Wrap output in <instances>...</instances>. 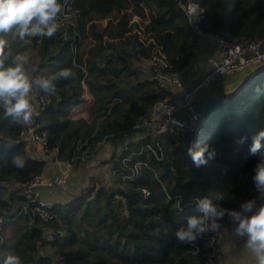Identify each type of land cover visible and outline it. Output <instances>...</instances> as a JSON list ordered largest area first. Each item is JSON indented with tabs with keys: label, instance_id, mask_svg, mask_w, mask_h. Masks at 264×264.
<instances>
[{
	"label": "trees",
	"instance_id": "obj_1",
	"mask_svg": "<svg viewBox=\"0 0 264 264\" xmlns=\"http://www.w3.org/2000/svg\"><path fill=\"white\" fill-rule=\"evenodd\" d=\"M193 1L205 10L203 32H230L243 41L264 37V0ZM60 3L55 36L17 39L9 55L35 53L29 77L66 67L73 71L71 79L56 82L55 95L47 94L49 101L39 110L35 125L47 137L45 153H55L59 161L78 168L104 141L134 135L143 116L159 102L175 98L171 88L157 84L151 56L164 52L172 73H180L191 64L202 36L188 15L189 0ZM96 15L108 20L98 22ZM135 57L148 61L149 71L132 66L130 59ZM250 70L242 71V83ZM256 70L246 87L233 93L237 85L226 89L227 100L215 97L200 104L203 117L194 131L135 133L141 138L130 141L119 158H111L114 186L92 178L79 197L53 204L54 216L48 221L32 213V203L20 187L42 175L47 160L31 154L23 126L0 120V262L13 253L23 264H207L221 246L219 231L191 243L179 242L174 233L194 214L197 197L239 210L242 202L258 196L252 175L259 157L250 146L252 137L264 129V64ZM33 92L34 104L43 92ZM81 105L87 112L73 117ZM194 142L215 150V158L200 168L187 155V146ZM15 156L23 158V168L13 165ZM133 173L132 179L125 177ZM222 224L232 226L227 216Z\"/></svg>",
	"mask_w": 264,
	"mask_h": 264
},
{
	"label": "clouds",
	"instance_id": "obj_2",
	"mask_svg": "<svg viewBox=\"0 0 264 264\" xmlns=\"http://www.w3.org/2000/svg\"><path fill=\"white\" fill-rule=\"evenodd\" d=\"M61 12L60 0H0V120L7 121L9 126H25L33 119V89L55 95L56 82L74 76L71 68L66 67L50 75L29 77L25 68L27 57L9 55L11 42L17 39L53 38L60 29ZM250 152L259 157L252 175L258 196L242 202L239 210L220 207L207 196L195 198L194 214L174 233L179 242H195L205 233L220 231L227 216L234 226V235L245 238L244 248L258 264H264V129L252 137ZM187 155L200 168L215 158V150L208 144L200 146L194 142L187 146ZM12 163L17 168L25 166L20 156L13 157ZM0 264H23V261L18 254L9 253Z\"/></svg>",
	"mask_w": 264,
	"mask_h": 264
},
{
	"label": "built area",
	"instance_id": "obj_3",
	"mask_svg": "<svg viewBox=\"0 0 264 264\" xmlns=\"http://www.w3.org/2000/svg\"><path fill=\"white\" fill-rule=\"evenodd\" d=\"M187 12L193 26L201 36L212 35L215 39L219 56L209 59L211 68L200 83L191 89H187L177 74L172 73L171 69L173 66L169 62L167 55L160 51L154 53L149 59V65L152 68L157 84L160 87L180 89L181 93L176 95L172 100L159 102L153 114L143 116L139 120L135 126L137 128L135 133L162 136L194 131L203 117V109L197 102L199 90L210 86L222 76H231L248 68L254 72L258 66L264 64V37L243 41L236 39L230 32L205 33L200 26L204 19V8L195 1L189 0ZM254 79L255 75H249L244 80V86L246 87L252 83ZM48 101L47 94L43 92L37 101L34 104L32 103L34 109L33 119L28 125L23 126L22 130L24 138L39 143L45 152L48 150L46 147L47 137L45 134L37 131L35 119L39 110ZM69 171L66 169L51 177L44 176L43 174L37 175L29 182L20 185L22 194L32 203L30 210L33 214L45 221L53 218V204L39 197V189L59 187L65 184L69 179ZM125 177L132 179L134 173L129 176L125 175ZM24 210L28 211L29 209L24 207ZM2 231L3 218L0 217V244L2 242ZM218 252L219 248L217 247L211 254L207 264H215V257Z\"/></svg>",
	"mask_w": 264,
	"mask_h": 264
},
{
	"label": "rangeland",
	"instance_id": "obj_4",
	"mask_svg": "<svg viewBox=\"0 0 264 264\" xmlns=\"http://www.w3.org/2000/svg\"><path fill=\"white\" fill-rule=\"evenodd\" d=\"M96 20L98 22L104 23L108 19L102 18L100 15H96ZM138 23H140V19L137 20ZM19 55H24L28 59V63L25 65L27 75H30V69L31 63L33 60L37 59V56L35 55L32 50H25L21 52ZM33 59V60H32ZM130 62L132 66L140 67L142 69L148 70V61H140L136 57L133 59H130ZM255 69V68H254ZM253 69V70H254ZM244 75V72H239L234 75L229 76L228 78L217 81L212 83L209 88L208 95L211 96L215 94L214 97H220V99H226L227 95L225 94L227 91L226 89H230L231 87H235L234 90H232V93L236 91L241 85H244V81L242 83V76ZM223 77V76H222ZM221 78V77H220ZM219 78V80H220ZM238 83V84H237ZM226 91V92H225ZM35 94L32 91L31 97L34 98ZM90 101V98H88V101ZM87 110L86 105H81L78 107L74 113L73 117H77L78 115L85 114ZM201 123V122H200ZM141 138V135L134 134V135H125L122 137H111L108 140L104 141L99 149V152L95 154L92 158L86 159L80 167H75L73 164L70 166V177L68 182L61 185L62 187H53L52 188H41L39 189V194L41 195V192H47V196L42 198L46 202L50 203L49 200L51 198L62 195L63 199H60L57 202L61 203H67L70 199H74L73 197H79L82 193V190L86 188L89 183L91 182L92 178H95L97 184H106L109 185V187L114 186V173L112 171L113 163L111 162V158L113 156H116V158H119L122 154L124 149H128V144L132 140H139ZM30 151L38 152L41 156L46 155L45 151L41 149V146L36 143H30L29 146ZM63 189V190H62ZM12 190L11 187L8 188L5 195L10 196V191ZM6 195V197H8ZM55 195V196H54ZM42 197V196H41ZM259 203V202H258ZM234 226L223 228L219 231V238L221 242V246L219 248V252L221 253V257L223 258V261L228 263V261L231 260L230 264H247L250 260H254V263L256 262L255 257L251 252H249L247 249L244 248L245 245V238L238 237L234 235L233 232ZM50 234V233H48ZM218 252V253H219ZM216 254V256L218 255Z\"/></svg>",
	"mask_w": 264,
	"mask_h": 264
},
{
	"label": "crops",
	"instance_id": "obj_5",
	"mask_svg": "<svg viewBox=\"0 0 264 264\" xmlns=\"http://www.w3.org/2000/svg\"><path fill=\"white\" fill-rule=\"evenodd\" d=\"M218 56H219L218 47H217L216 41L212 37V35L202 36L200 38L199 46H198V48L196 50L195 56H194L191 64L188 66V68H186L182 72L177 73V76L182 81L184 87L187 88V89H191L194 86H196L198 83H200V81L204 78V76L208 73V71L211 68L209 59L212 58V57H218ZM250 71L252 73V69ZM226 78H228V77L223 76V77L220 78V80L218 79L217 81L219 82V81H222V80H224ZM217 81H215V82H217ZM171 89L174 91L175 95H178V94L181 93L180 89H174V88H171ZM201 90L202 91H201L200 95H198L199 97H198V100H197L199 105L200 104L206 105V104L210 103L211 101H213V99L215 98L214 97L215 94L209 96L208 95V93H209V88L208 87L207 88H203ZM225 94L228 96L230 93L226 92ZM153 113H154V111L151 114H153ZM30 143H36V142L30 141ZM36 144L40 145L39 143H36ZM41 149H42V146H41ZM31 154L33 156H35V157H39V158H43V159L47 160V165H46L45 170L43 172L44 176L51 177V176H55V175L61 173L63 170H66V169L70 170L71 164L59 161L57 159L55 153L46 154L44 156H41L40 154H38V152L32 151ZM69 177H70V171H69ZM60 187H62V186H59L58 188H60ZM44 196L46 198L47 192H41V195L39 194V197L41 199ZM73 198H75V197H73ZM60 199H63L62 195L55 196V197L51 198V200H49V201H50V203L55 204ZM70 200H72V199H70ZM230 262H231V260L228 261V263L223 261V258L221 257V253L220 252L215 257V264H230ZM255 263H254V260H250L247 264H255Z\"/></svg>",
	"mask_w": 264,
	"mask_h": 264
},
{
	"label": "water",
	"instance_id": "obj_6",
	"mask_svg": "<svg viewBox=\"0 0 264 264\" xmlns=\"http://www.w3.org/2000/svg\"><path fill=\"white\" fill-rule=\"evenodd\" d=\"M256 73H257V70H255V71L252 72L251 74H252V75H255ZM251 74H250V75H251ZM167 88H168V87H167ZM226 99H228V96L226 97Z\"/></svg>",
	"mask_w": 264,
	"mask_h": 264
}]
</instances>
